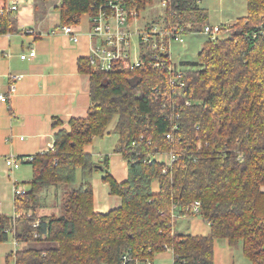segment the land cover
<instances>
[{
    "label": "trees",
    "instance_id": "trees-1",
    "mask_svg": "<svg viewBox=\"0 0 264 264\" xmlns=\"http://www.w3.org/2000/svg\"><path fill=\"white\" fill-rule=\"evenodd\" d=\"M101 1L61 0L59 25H79ZM121 1L139 11L155 2ZM198 1L173 0L166 23L202 32L207 13ZM14 25L12 13H0V33ZM149 54L137 67L124 60L107 72L77 59L78 72L89 76L87 115L54 133L53 150L33 154L29 189L13 197L16 216L0 214V242L11 235L16 243L47 244L17 250L15 264H122L125 254V264H134L167 250L173 264H214L216 239L241 242L251 264H264V0H246L244 16L205 39L197 59L178 68L182 86L170 82L166 67L151 66ZM114 117V151L126 159L127 174L121 182L103 177L120 204L100 213L90 184L100 167L85 146ZM170 151V166L155 156ZM50 187L63 194L58 215L40 199ZM194 201L206 235L174 230L171 206L194 215L187 211Z\"/></svg>",
    "mask_w": 264,
    "mask_h": 264
},
{
    "label": "crops",
    "instance_id": "crops-1",
    "mask_svg": "<svg viewBox=\"0 0 264 264\" xmlns=\"http://www.w3.org/2000/svg\"><path fill=\"white\" fill-rule=\"evenodd\" d=\"M60 1L18 0V9L12 13L14 30L0 33V93L7 91L8 74L22 75L16 80L15 91L8 101H0V214L14 213V184L30 181L25 179L26 174L21 171L23 167L8 168L4 157L10 154L33 155L48 149L53 145L54 133L59 128L69 129L68 120L85 117L90 106L89 76L78 72L77 59L88 56L86 33L91 24L88 17L84 23L77 25L82 34L76 43L66 34H51L50 31L59 26L57 7ZM154 16L155 13L149 19H154ZM31 50L35 52L34 57L25 60L19 58L21 53ZM56 122L58 126L54 128L52 125ZM91 187L96 212L107 213L119 206L118 199L114 206L97 201L95 187L92 184ZM193 222L188 227L190 231L194 230V234H188L208 233L209 224L206 221L207 228L204 230H200L198 225L196 228ZM174 230L179 233L175 226ZM217 240L220 239L214 241V264H235L237 251L234 246ZM16 244L11 235L6 241L0 242V264H10L9 259L22 249L16 248ZM22 244H25L23 248L32 246ZM215 254L219 259H216ZM163 259V264H173L169 258Z\"/></svg>",
    "mask_w": 264,
    "mask_h": 264
},
{
    "label": "built area",
    "instance_id": "built-area-1",
    "mask_svg": "<svg viewBox=\"0 0 264 264\" xmlns=\"http://www.w3.org/2000/svg\"><path fill=\"white\" fill-rule=\"evenodd\" d=\"M155 4L156 9L151 11V14L155 13L154 19L147 20L142 28L138 27L141 11L135 8L128 9L121 0H102L94 5L89 15L91 26L86 33L89 48L87 56L89 64L95 69L106 72L111 70L116 63L124 60H128L131 67H137L141 63V55H145L148 51L150 53L149 64L154 68L166 67L167 71L171 73L170 82L172 84L178 82L179 86H182L183 83L177 81V77L180 74L179 70L171 60V47L173 43H183L182 36L185 34V29L178 24L171 25L166 23L165 16H167V11L174 4L173 0H155ZM17 9L18 0L0 1V13H14ZM169 14H172V12L169 11ZM229 24L210 25L208 23L202 27L201 33L205 34L208 38L214 39L220 36L222 29L228 27ZM27 32L31 31L28 30ZM50 32L51 34H66L74 43L78 42L82 34L78 26L72 24L59 25ZM134 35L138 37L137 51L135 52L132 49ZM34 55L35 52L31 50L28 53H21L19 58L25 60L34 57ZM6 77L7 91L0 93V101L2 102L8 101L10 95L15 91L16 80L21 78L22 75L8 74ZM174 128H176L175 123L172 125L171 131L165 134L167 139H173ZM47 150H53V145H50L48 149L42 150L39 153ZM157 155H167L168 159L164 161L166 166H170L176 160V155L172 151L166 154H156L155 156L157 157ZM32 159L33 155L14 156L10 154L4 157V162L8 168L17 169L22 164L29 163ZM26 191L19 185L14 184L13 186L14 195L22 194ZM199 206L200 202L194 201L187 211L190 214H197ZM12 216L15 217L16 214L13 213ZM170 216L176 220L183 215L181 214V210L171 206ZM127 261L128 256L125 254L122 256V264H125ZM152 263L153 261L150 259H134V264Z\"/></svg>",
    "mask_w": 264,
    "mask_h": 264
},
{
    "label": "rangeland",
    "instance_id": "rangeland-1",
    "mask_svg": "<svg viewBox=\"0 0 264 264\" xmlns=\"http://www.w3.org/2000/svg\"><path fill=\"white\" fill-rule=\"evenodd\" d=\"M198 7L203 9L207 13V23L210 25L215 24H229L233 22L235 19L240 16H244L246 14V0H199ZM156 9L155 2L151 5V7L147 6L144 11L140 12V24L138 27L142 28L147 20L149 19V15L151 11ZM88 19L87 15L82 17L81 23H84ZM183 43H173L171 47V60L172 63L177 68H186L184 61H194L197 59V54L201 49V46L207 36L203 33H185L183 36ZM138 37L137 35L133 36V51H137ZM3 93V92H2ZM115 117L111 120V122L105 128L104 134L102 137H97L91 141L88 145L85 146V150L92 155V159L96 165L100 166V168H96L93 173L91 184L94 185L97 201L107 202L110 206L115 205V200L120 201L117 196H110L108 184L103 182V177L106 174L114 176L116 180L123 181L126 178L127 172V161L121 154L115 152V144L117 142V134L114 132L115 125ZM104 157L107 159L105 161ZM157 158L162 161H167V155H157ZM21 171L23 170L26 174L25 179L27 181L31 180L32 177V168L28 164H22ZM21 182V181H20ZM77 182H79V171L77 172ZM20 187L25 190L29 189V182L24 184H19ZM75 187V186H74ZM152 190L155 192L158 190V183L156 180L152 183ZM63 194L59 188L50 187L44 189L40 194V199L44 203V209L48 214H59V205ZM186 216V215H184ZM189 217H179L175 220L174 226L179 230V233H192L194 234V230H189V225L191 221L194 220L193 224L196 226H200V230H204L207 227L205 226L206 222L203 221V218L198 215H188ZM203 223V224H202ZM196 226V228L198 227ZM198 232V231H197ZM204 233V232H201ZM209 233V231H208ZM205 233V234H208ZM200 235V234H199ZM202 235V234H201ZM219 243H225L224 240H217ZM32 245V247H44L47 244L40 243H26ZM16 248H23L25 244L18 243L16 244ZM234 249L236 252L235 255V264H251L247 258H245L242 254L241 242H238ZM154 256L153 264H163L165 257L169 258L170 263L172 262V252L167 250ZM235 253V252H234ZM216 259L218 255L215 254ZM10 264H15L14 258L11 257L9 259Z\"/></svg>",
    "mask_w": 264,
    "mask_h": 264
}]
</instances>
